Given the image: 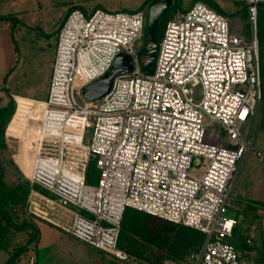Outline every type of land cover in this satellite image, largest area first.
<instances>
[{
	"label": "built area",
	"instance_id": "2783aa9c",
	"mask_svg": "<svg viewBox=\"0 0 264 264\" xmlns=\"http://www.w3.org/2000/svg\"><path fill=\"white\" fill-rule=\"evenodd\" d=\"M245 2L250 38L231 32L228 17L204 1L178 9L166 23L151 73L134 46L146 26L143 9L73 8L59 28L48 97L34 118L39 135L28 174L56 199L43 202L37 198L43 192L32 189L31 213L53 221L56 205H73L66 230L125 259L129 253L118 240L123 212L133 207L206 233L188 264H241L230 240L238 219L223 212L253 147L242 127L259 114L263 94L257 26L264 0ZM120 53L132 68L115 76L100 102L79 103L75 91L109 71ZM206 116L223 127L228 145L205 140ZM88 127L93 134L86 144ZM255 152L262 160L263 151ZM92 156L100 170L96 184L87 181ZM24 264H37L36 256Z\"/></svg>",
	"mask_w": 264,
	"mask_h": 264
},
{
	"label": "rangeland",
	"instance_id": "374dc122",
	"mask_svg": "<svg viewBox=\"0 0 264 264\" xmlns=\"http://www.w3.org/2000/svg\"><path fill=\"white\" fill-rule=\"evenodd\" d=\"M146 0H0V16L12 17L18 16L19 22L15 25L13 19L5 18L0 23V105H6L10 95L22 93L35 95L38 98H47V92L50 87L51 71L53 62L50 56L54 47L58 43L57 38L52 35L51 40L47 35L48 30H54L55 26H61L69 9L73 5L82 6L85 12L100 7L107 11H133L143 9L147 14L146 26L148 20L149 3ZM212 8L221 11L228 17L229 29L237 35H243L246 38L251 36L249 17L245 11V0H201ZM195 2V0H173L168 9L170 17L180 9H186ZM17 21V20H16ZM15 28L14 40L10 37L7 30ZM59 31V30H58ZM5 35H7V45L13 52L12 62L19 59L18 64H5ZM11 39V41H10ZM51 41V43H50ZM147 43L145 32L136 40L134 46L136 49L142 48ZM56 50V49H55ZM56 55V51H55ZM55 60V59H54ZM13 72L8 73L10 67ZM8 73V74H7ZM262 77H264V50H262ZM6 75H8L6 77ZM6 77V78H5ZM263 79V78H262ZM195 97L200 98L202 91L196 88ZM79 103H89L82 90L75 91ZM101 98L94 101L100 102ZM23 106L20 105L19 109ZM32 119L26 125H20L16 128L20 132H26L28 141L36 138L38 132L37 125L32 121L35 114L32 113ZM211 118L206 116L205 121L208 123L205 130V140L228 145V136L223 127L217 122H210ZM11 123V122H10ZM11 127V126H10ZM26 127V128H25ZM36 127V128H35ZM26 129V130H25ZM32 131V132H31ZM93 134V127H88L84 134V143L89 144ZM242 135L245 140L253 137V147L244 157L235 180L234 187L230 193L225 216L238 219L233 235L230 240L235 244L241 264H254V257L251 255L250 246H244L242 240L246 236H251L256 246L264 245V161L258 160L255 149H261L264 153V99L261 102L259 114L251 116L242 127ZM33 136V138H32ZM219 136V140H215ZM31 142H24L25 147L31 146ZM32 148L31 152L33 151ZM10 152L8 151L7 159ZM21 157V156H20ZM204 164L208 162L205 158ZM18 161L23 168L29 172L28 159L18 157ZM192 173L201 176L204 169H191ZM24 172V171H23ZM27 173L20 175L17 165L8 164L5 170V179L8 182H14L22 177H27ZM96 184V183H94ZM44 193V192H43ZM51 197L54 195L48 190L45 192ZM74 211L77 208L73 205L68 206ZM73 211V212H74ZM60 211H58L59 213ZM239 213V214H238ZM59 215V214H58ZM238 215V216H237ZM59 217V216H58ZM72 222V221H71ZM48 225L41 227L42 237L38 244L31 242L25 251L24 257L33 254L37 258V264H149L146 260L136 258L129 254L128 258H119L114 252L96 247L60 227H54L56 231L47 228ZM48 229V230H47ZM14 244L26 242L29 237L28 230L15 232ZM8 251L3 250L0 255V263L6 261ZM163 264H175L166 261Z\"/></svg>",
	"mask_w": 264,
	"mask_h": 264
},
{
	"label": "trees",
	"instance_id": "16d2710c",
	"mask_svg": "<svg viewBox=\"0 0 264 264\" xmlns=\"http://www.w3.org/2000/svg\"><path fill=\"white\" fill-rule=\"evenodd\" d=\"M155 0H146L151 3ZM197 1V0H195ZM73 8L82 6L73 5ZM98 8V7H97ZM140 9V8H139ZM248 15V8L245 5ZM7 18L8 16H2ZM249 17V16H248ZM168 11L161 17L158 24V39L161 40L167 21L170 19ZM250 24V23H249ZM147 36V26L144 29ZM257 35L259 39V57L262 71V50H264V4L259 8ZM146 45L140 49L142 56H145ZM263 76V74H261ZM263 94L264 99V77ZM16 100L10 97L6 105L0 106V255L3 250L8 251L6 261L0 264H24L27 256L25 251L31 242L39 243L41 230L38 221L40 218L31 213L28 207L29 194L32 189L46 192L47 189L39 184L31 183L28 177H22L14 182L5 179L7 163H13L11 158L7 159L8 143L6 140V129L16 110ZM24 108L18 109L13 118L12 128L20 127L26 116ZM34 120L32 121V123ZM33 125V124H32ZM87 181L97 183L100 170L94 156L89 160L87 167ZM28 230L29 237L26 242L14 244L15 232ZM206 233L202 230L186 225L181 222H174L160 218L151 213L133 207H126L123 212L121 231L118 246L134 255L136 258L146 260L149 264H163L166 261L175 264H188V256L193 251H198L203 246ZM264 264V251L261 257Z\"/></svg>",
	"mask_w": 264,
	"mask_h": 264
},
{
	"label": "crops",
	"instance_id": "0c3cea01",
	"mask_svg": "<svg viewBox=\"0 0 264 264\" xmlns=\"http://www.w3.org/2000/svg\"><path fill=\"white\" fill-rule=\"evenodd\" d=\"M5 15H8V14H3V15L0 16V23L5 19V18L2 17V16H5ZM10 16H12V17H9V18L7 17V18L8 19L12 18L13 19L12 23H15V25H16L19 22L20 18L18 16H13V15H10ZM58 30H59V26L58 27L55 26L54 30H48L47 31V35L49 36L50 40L52 38V35H54L57 38ZM7 32H10V37H12L14 40H16L15 33H14L15 32V28H13V26H12V29H10V30L8 29ZM7 37L8 36L5 35V45L7 47V53H5V64H8V62H9L10 64H13V65L15 64V66H16V63L18 64L20 58L17 59L15 62H12L13 52H15V51L14 50L11 51L10 48H8V45H7L8 38ZM10 41H11V39H10ZM50 43H51V41H50ZM55 49H56V45L54 47L53 53L50 56V60H52L53 64H54V59H55V51H56ZM13 65H12V67H10L8 69V73L11 72V71L13 72V68L15 67ZM52 71H53V67H52ZM52 71H51V76H52ZM7 76L8 75H6V77ZM48 93H49V90L47 92V96H48ZM9 95H10V97L13 96L15 98L16 104H17L15 113L13 114L14 116L17 113V111H18V109H19V107L21 105V101L22 102H24V100H25V102H27L28 100L43 101V100L47 99V98L46 99L45 98H38L35 95L22 94V93H14L13 95H11V94H9ZM9 100H8V102H9ZM0 106H3V105H0ZM14 116H12V118H11V123L9 124V134L6 137V140H7V143H8V151L10 152L9 158H11L13 160V163H8V164L17 165V167H18V169L20 171V175L22 176L24 173H27V171L23 168L21 163L18 161V157L22 158V156H24V159L27 158L28 159L27 163H29V168H30L31 159H32V155H33V152H34V149L31 152V150L33 148V141H35V139L38 137V134H37L36 138L34 137V139L32 141H28V139H26L25 136L27 137L26 132H28L29 130L24 132V134H22L23 132H20V134H18L17 133L18 130L16 128H12L11 129L10 126L12 125ZM30 116H32V115L30 114ZM28 118H29V120L32 119V117L26 116L24 118V121H23V123L21 125L27 126L26 125V121L28 122ZM28 123H30V122H28ZM33 123L36 124V125L38 124L37 121H35V120H34ZM27 127H31V124H30V126L28 125ZM17 128H19V127H17ZM10 133H12V134H10ZM32 138H33V136H32ZM24 142H26V143L27 142L28 143L31 142L30 144H32V145L25 147ZM7 154H8V152H7ZM258 160H260V159L258 158ZM260 161H264V155H263V159L260 160ZM28 174H29V172L27 173V177H28ZM237 177H238V174H237ZM237 177H236V179H237ZM43 194H40L39 197L37 195L36 196H37L38 199H41L43 202H45L47 197H49L50 195H48L46 193H43ZM54 197H55V195H54ZM53 199H56V198H53ZM56 206L57 207L52 209V211H51V215H52V220L53 221H49V220H45V219H41L40 218V220L38 221L40 230H41V227H42V224H43V225H48L47 228L49 230H51L52 232L56 231L54 229V227H60V228L64 229L65 231H67L65 227H68L71 224L74 208L72 210L71 208H68V207H62V206H59V205H56ZM58 211H60V212L58 213ZM41 237H42V232H41ZM41 237H40V239H41ZM253 242H254V240H253V238L251 236H246V238L242 240V243H243L244 246H250L251 245V247H250L251 255H253V257L255 259L254 260V264H262L261 263L262 262L261 261V257L263 256L264 245L256 246Z\"/></svg>",
	"mask_w": 264,
	"mask_h": 264
},
{
	"label": "water",
	"instance_id": "95a60500",
	"mask_svg": "<svg viewBox=\"0 0 264 264\" xmlns=\"http://www.w3.org/2000/svg\"><path fill=\"white\" fill-rule=\"evenodd\" d=\"M172 3L173 0H155L149 4L146 53L143 62L144 70L147 73H151L153 71V65L159 47V21L161 17L168 11ZM131 68L132 64L130 62V57L124 53L118 54L109 71H107L101 77L91 81L84 87V96L90 100L101 98L111 88L115 76L119 73L129 71Z\"/></svg>",
	"mask_w": 264,
	"mask_h": 264
},
{
	"label": "bare ground",
	"instance_id": "6f19581e",
	"mask_svg": "<svg viewBox=\"0 0 264 264\" xmlns=\"http://www.w3.org/2000/svg\"><path fill=\"white\" fill-rule=\"evenodd\" d=\"M21 105L23 106L26 113H30L31 115L32 113H34L35 116H37V112H39L40 106H42L43 103L42 101L28 100L27 102H25L24 100V102L21 101Z\"/></svg>",
	"mask_w": 264,
	"mask_h": 264
},
{
	"label": "flooded vegetation",
	"instance_id": "af4514ba",
	"mask_svg": "<svg viewBox=\"0 0 264 264\" xmlns=\"http://www.w3.org/2000/svg\"><path fill=\"white\" fill-rule=\"evenodd\" d=\"M150 4V3H149Z\"/></svg>",
	"mask_w": 264,
	"mask_h": 264
}]
</instances>
